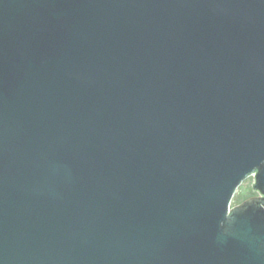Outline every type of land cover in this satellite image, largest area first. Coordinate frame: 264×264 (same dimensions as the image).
Listing matches in <instances>:
<instances>
[{"label": "water", "instance_id": "obj_1", "mask_svg": "<svg viewBox=\"0 0 264 264\" xmlns=\"http://www.w3.org/2000/svg\"><path fill=\"white\" fill-rule=\"evenodd\" d=\"M0 264H264V0H0Z\"/></svg>", "mask_w": 264, "mask_h": 264}, {"label": "rangeland", "instance_id": "obj_2", "mask_svg": "<svg viewBox=\"0 0 264 264\" xmlns=\"http://www.w3.org/2000/svg\"><path fill=\"white\" fill-rule=\"evenodd\" d=\"M252 183L253 176H250L239 186L237 192L233 197L232 205L241 203L245 199L257 194V192H255L252 188Z\"/></svg>", "mask_w": 264, "mask_h": 264}]
</instances>
